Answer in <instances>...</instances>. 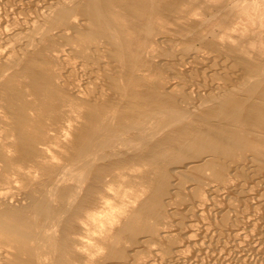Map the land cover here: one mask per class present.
<instances>
[{"label":"bare ground","instance_id":"obj_1","mask_svg":"<svg viewBox=\"0 0 264 264\" xmlns=\"http://www.w3.org/2000/svg\"><path fill=\"white\" fill-rule=\"evenodd\" d=\"M100 20L106 21L101 0H0V64L3 65L0 81L9 70L25 68L31 79L76 95V88L84 83H79L81 85L76 88L73 86L78 80L74 73L77 69L73 71L75 61L67 58L66 53L63 57L71 47L83 48V66L93 78L90 89L83 91L88 116L81 129L78 151L72 163L64 168L57 167L55 173L50 172L45 196L30 208L36 222L41 217L40 207L46 202L55 204L58 215H61L60 211L76 209L82 185L89 179L95 165L144 161L153 165L157 175L151 190L142 195L117 231L118 235L124 233L127 240L133 242V247L124 250L113 242L108 249L112 257H109L110 264H228L241 256L246 257L249 252L263 259L264 123L259 118L264 114V105L255 96L260 94L264 84V64L257 70L244 73L238 82L226 83L225 87L210 91L204 90L203 85L198 90H184L182 88L191 85L189 81L192 79L185 86L166 78L167 82L157 83L159 90L139 99L144 107L129 110L127 104L119 105L123 100L109 96L103 87L105 82L109 83L110 75L121 79L125 60L119 53L121 57L115 65L96 51L103 43L99 44L93 26ZM145 29L144 33L150 37L152 30L149 31L148 26ZM188 49L190 47L184 50ZM169 51L166 56H171L172 51ZM180 55L186 58V55ZM172 59L171 56L164 61ZM34 62L41 68H35ZM185 65L179 67L184 74ZM193 70L191 72H197ZM205 72L201 71L202 74ZM84 77L82 75V79ZM80 94L78 96H82ZM135 100L130 98L128 103ZM238 125L246 127L238 129ZM252 127L259 131H252ZM183 128L189 129L187 137L179 142L173 141L171 132ZM247 134H251L248 138L257 143L251 145ZM67 177L71 183L64 181ZM20 193L13 190L6 196L14 198ZM49 220V225L61 222L60 217H50ZM158 223L162 227H158ZM36 236L35 243L40 242V235ZM156 251H159L158 256ZM35 254V264H45L39 249Z\"/></svg>","mask_w":264,"mask_h":264},{"label":"rangeland","instance_id":"obj_2","mask_svg":"<svg viewBox=\"0 0 264 264\" xmlns=\"http://www.w3.org/2000/svg\"><path fill=\"white\" fill-rule=\"evenodd\" d=\"M101 5L106 21L100 20L93 26L99 44L103 43L96 51H100V55L109 58L115 65L122 55L125 60L121 79L117 75H110L109 83L105 82L103 87L109 96L114 95L116 99L123 100L119 105L121 103L123 107L127 104L129 110L144 107L145 104L139 99L159 90L157 83L160 81L171 80L184 85L190 82V88L187 86L182 89L198 90L203 85L204 90L210 91L221 89L226 83H236L244 73L257 70L264 64V0H101ZM147 26L149 31L152 30L149 32L152 34L150 37L145 34ZM208 32L210 35H207ZM77 36L80 37V34ZM82 50V47H71L63 54V57L66 53L69 56L67 58L71 57L75 61L73 71L82 69L81 72H74L80 82L77 80V85H72L76 88L79 83L85 84H79L81 86L76 88L74 94L77 96L31 79L25 68L9 70L0 81V264H35L37 249L45 264H110L112 257L109 250L113 242L124 250L133 247V242L127 240L124 233L118 235L117 231L124 218L133 212L142 195L145 196L152 188L157 172L152 164L147 165L144 161L95 165L89 179L82 185L78 207L70 212L60 211L61 215H58L56 213L59 210L55 209V204H51V209L50 203L46 202L40 207L41 217L36 222V216L30 209L31 205H36L45 196V187L51 179L49 175L72 163L78 151L81 129L88 116L83 91L90 89L93 81L83 66L85 56ZM168 51H172L169 53L172 60L177 56L174 61H164L171 58L165 55ZM176 53L186 55V58ZM96 58L99 56L96 55ZM35 63V68H41ZM183 65L186 66L185 74L179 71ZM79 66L84 69H78ZM193 68H197V72H191ZM2 69L3 65L0 64V71ZM201 71L206 72L202 74ZM232 72L235 75L227 77L226 74ZM82 75L86 76L84 78L87 81L82 79ZM259 91L255 99L264 105V84ZM78 92L82 96H78L81 95ZM130 98L137 100L128 103ZM259 121L264 123V114ZM243 127L246 126H236L238 129ZM255 129L259 131L255 127L251 128L252 131ZM188 134V128L171 132L175 142L182 141ZM248 137L251 134H247L251 145L257 143ZM64 181L72 182L68 177ZM13 190L23 195L20 193L14 198L6 196ZM49 216L51 219L60 217L61 222L58 225L51 223L53 227L50 228ZM157 225L162 227L160 223ZM38 234L40 242L35 243ZM158 253L156 251L157 256ZM241 257L228 264H264V258H256L250 252L246 257Z\"/></svg>","mask_w":264,"mask_h":264}]
</instances>
